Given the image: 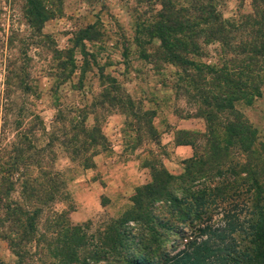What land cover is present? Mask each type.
<instances>
[{"label": "rangeland", "instance_id": "374dc122", "mask_svg": "<svg viewBox=\"0 0 264 264\" xmlns=\"http://www.w3.org/2000/svg\"><path fill=\"white\" fill-rule=\"evenodd\" d=\"M27 1L0 0L2 190L12 198L11 202L22 201L18 192L20 181L39 176L36 182L44 180L42 189L47 193L49 171L53 166L65 167L67 197L54 206L51 201L45 202L37 224L36 238L40 240L31 246L34 239L31 237L23 257L17 256L9 244L10 238L18 235L7 231L14 220L5 209L9 197L3 199L0 264H45L46 258L51 260L46 254L47 245L52 241L48 242V237L55 236L51 235L53 208L60 213L58 221H64L63 216H67L72 223L88 225L89 230L102 226L132 205V194L138 186L151 180L153 167L162 163L174 174L182 172L187 158L195 151L200 154L209 148L211 135L208 136L207 122L199 113L200 101L176 88L175 71L181 72V69L151 55L159 39L148 28L158 18L162 0H40L46 17L41 24L29 21ZM207 2L173 0L175 7L188 9L187 15L191 17L198 13L199 3ZM258 4L264 9L263 2ZM217 6L225 17L238 22L244 18L243 14L252 11L253 4L252 0H218ZM86 28L87 32L93 31L92 37H81ZM199 43L203 51L196 59L220 60L218 42H203L201 38ZM67 51L72 55L70 59L66 58ZM66 60L61 67V61ZM72 64L75 69L71 74L68 70ZM179 86L190 88L191 85L181 81ZM60 104L74 106L76 111L72 114L86 119V127L94 123L103 134L96 145L98 152L92 158V166L72 161L68 151L58 146L53 148L52 142L49 144L55 106ZM236 106L262 138L264 83L261 94L250 104L238 100ZM178 129L195 132L196 150L190 144H176ZM211 130L223 139L227 134L225 120L220 117ZM81 138L84 137L79 135ZM229 150L232 155L219 158L220 169L225 171L222 175L214 169L192 183L194 187L206 186L215 193L218 176L229 175L225 178L227 181L236 175V182L234 179L223 191L225 197L221 196V201L217 197L218 205H211L210 220L216 224L224 223L228 210L237 213L240 219L248 218L254 205L264 202L258 201L257 187L249 188L248 183L256 177L264 189V153L260 158H245L238 144ZM13 158H19L15 173L9 169ZM211 161V166H215L217 161L214 158ZM13 176L18 179L11 183ZM24 202L30 203L26 205L30 209L37 205L35 198ZM158 208L166 210L165 206ZM170 220L179 222L175 218ZM243 223L246 225L248 221ZM183 228L190 231L187 223H183ZM159 239L161 246L170 249L180 242L176 233L168 231Z\"/></svg>", "mask_w": 264, "mask_h": 264}, {"label": "trees", "instance_id": "16d2710c", "mask_svg": "<svg viewBox=\"0 0 264 264\" xmlns=\"http://www.w3.org/2000/svg\"><path fill=\"white\" fill-rule=\"evenodd\" d=\"M217 1L199 3L198 13L191 17L187 15L188 9L175 7L173 0H162L158 18L148 28L159 39L151 55L181 69V72L175 71L178 74L176 88L200 101L199 113L207 122L208 136L211 134L209 148L200 154L195 151L178 174L170 172L162 163L153 167L151 180L138 186L132 194V205L93 230L86 224L72 223L62 214L65 220L58 221L60 213L53 208L51 235L55 236L48 237V242L52 241L47 245L46 254L51 260L46 258L45 264H264V202L256 203L248 218L240 219L237 213L228 210L224 223L216 224L210 220L211 205H218L216 198H221L234 179L236 182V175L227 181L225 178L229 175L218 176L215 193L206 186L192 185L198 177L214 169L222 175L225 171L220 169L222 161L219 158H227L231 154L229 149L237 144L245 158H260L264 153V136H259L257 128L236 106L238 100L250 104L262 92L264 9L261 10L258 3L264 0H252V11L243 14L244 18L238 22L225 17ZM27 2L29 21L41 24L46 18L43 4L40 0ZM87 31V28L83 30L82 38L92 37L93 31ZM201 38L203 42L219 43L218 62L195 58L202 55ZM67 52L66 58L70 59L72 55ZM66 62L61 61L60 66L64 67ZM74 69L72 64L68 72L72 74ZM181 81L191 85L190 88L179 86ZM55 109L49 144L52 142L53 148L58 146L68 151L72 161L92 166V158L98 152L96 145L103 139L100 129L94 123L86 127V119L72 114L76 111L74 106L60 104ZM220 117L226 122L227 134L223 139L211 130ZM193 134L192 130L178 129L176 144H190L196 150ZM79 135L89 140L79 139ZM211 158L217 161L213 167ZM18 167L19 158H13L9 169L15 173ZM64 169L53 166L49 171L47 193L42 189L44 180L36 182L39 176L20 181V197L24 201L35 198L37 202L32 209L26 206L30 203L25 204L23 200L11 202L12 198L2 190L3 175H0V209L4 208L1 202L8 196L5 209L8 214L10 212L14 224L7 231L18 235L11 237L9 243L17 256L26 255L31 237H34L31 246L40 240L36 238L37 224L45 210V202L51 201L54 206L67 197ZM12 178L11 183L18 179L17 176ZM248 183L249 188L257 187L258 201L264 200V189L257 178ZM159 206H165L166 210L160 211ZM171 218L179 222L175 224ZM244 220L248 221L246 225ZM183 223L188 224L189 232L183 228ZM167 231L176 233L180 239L172 249L160 243L159 236ZM240 232L242 237H239Z\"/></svg>", "mask_w": 264, "mask_h": 264}]
</instances>
